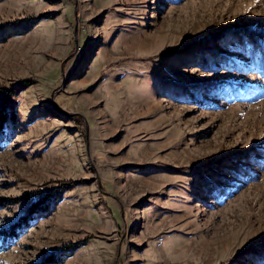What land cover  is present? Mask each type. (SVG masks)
<instances>
[{"label": "rangeland", "instance_id": "374dc122", "mask_svg": "<svg viewBox=\"0 0 264 264\" xmlns=\"http://www.w3.org/2000/svg\"><path fill=\"white\" fill-rule=\"evenodd\" d=\"M18 82L0 264H264V0H0Z\"/></svg>", "mask_w": 264, "mask_h": 264}, {"label": "trees", "instance_id": "16d2710c", "mask_svg": "<svg viewBox=\"0 0 264 264\" xmlns=\"http://www.w3.org/2000/svg\"><path fill=\"white\" fill-rule=\"evenodd\" d=\"M21 83L24 82H18L15 86L0 88V93H2L0 99V149L5 146L13 134V129L15 127L13 124L16 123L17 115L13 108L9 109V96L19 91ZM73 183L74 180H64L60 182L58 187L62 190ZM54 193L55 192L50 190L44 191L28 204L25 212L14 223L8 228L0 229V250L7 248L17 239L21 233L19 229H23L25 223L30 222L38 213L48 210L53 205L55 199ZM76 247H78V242L64 244L58 250L47 253L39 261H35L32 264H60L66 257L73 254ZM228 263L229 261L225 260L219 264Z\"/></svg>", "mask_w": 264, "mask_h": 264}]
</instances>
